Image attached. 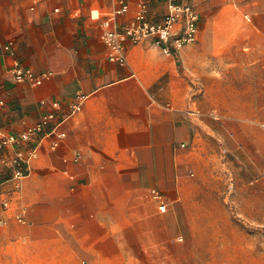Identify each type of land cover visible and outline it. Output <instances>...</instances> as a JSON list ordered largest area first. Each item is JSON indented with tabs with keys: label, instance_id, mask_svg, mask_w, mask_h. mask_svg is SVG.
<instances>
[{
	"label": "crops",
	"instance_id": "0c3cea01",
	"mask_svg": "<svg viewBox=\"0 0 264 264\" xmlns=\"http://www.w3.org/2000/svg\"><path fill=\"white\" fill-rule=\"evenodd\" d=\"M129 1L127 18L142 0ZM145 1L154 21L168 11V0ZM192 2L194 42L167 54L146 39L119 65L100 38L117 0H0V130L19 133L54 102L68 113L78 93L86 96L62 124L58 147L55 136L41 139L30 174L0 212V264H124L163 248L171 219L184 225L188 188L202 185L199 114L232 110L233 98L264 113V0ZM9 41L26 66L51 72L43 84L15 81L2 49Z\"/></svg>",
	"mask_w": 264,
	"mask_h": 264
},
{
	"label": "rangeland",
	"instance_id": "374dc122",
	"mask_svg": "<svg viewBox=\"0 0 264 264\" xmlns=\"http://www.w3.org/2000/svg\"><path fill=\"white\" fill-rule=\"evenodd\" d=\"M233 100L232 110L199 114L193 149L202 185L188 188L186 223L171 219L163 248L124 264H264V113Z\"/></svg>",
	"mask_w": 264,
	"mask_h": 264
},
{
	"label": "built area",
	"instance_id": "2783aa9c",
	"mask_svg": "<svg viewBox=\"0 0 264 264\" xmlns=\"http://www.w3.org/2000/svg\"><path fill=\"white\" fill-rule=\"evenodd\" d=\"M130 12L129 0H117V7L101 22L100 38L107 49V57L119 65L128 63L127 49L131 45L150 39L163 52L175 54L194 42L200 31V14L192 0H168V11L160 21L151 19V7L145 0L140 1L134 14L127 18ZM2 49L13 58L10 70L15 81L37 86L51 75L50 71H36L26 66L18 58L12 41L5 43ZM85 97L83 93H78L68 113L60 111V103L54 102L53 109L19 133H4L0 130V212L10 208L23 179L30 174L41 139L55 136L57 140L52 143V147H58L67 136L66 131L62 130V124L68 116L82 110ZM8 183L12 187L5 189ZM154 195L160 201L159 208L166 210L168 204L163 195L158 192ZM25 211L23 207L16 214L21 222L25 221ZM4 223L5 220H0V226Z\"/></svg>",
	"mask_w": 264,
	"mask_h": 264
}]
</instances>
